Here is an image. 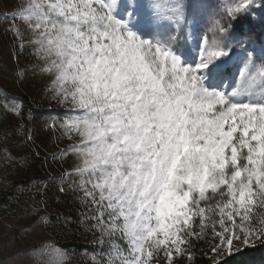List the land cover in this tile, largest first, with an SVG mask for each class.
<instances>
[{
  "label": "snow or ice",
  "instance_id": "6c2138e0",
  "mask_svg": "<svg viewBox=\"0 0 264 264\" xmlns=\"http://www.w3.org/2000/svg\"><path fill=\"white\" fill-rule=\"evenodd\" d=\"M206 11L189 18L184 0H26L4 13L68 106L62 127L77 139L53 158L72 155L66 175L86 208L82 223L93 221L107 244L93 264H191L200 240L214 255L264 240V43L257 51L232 23L264 12V0H231L192 63L182 45ZM229 61L237 78L225 86ZM13 227L0 234L5 251L24 235ZM30 252L50 264L68 258L51 243Z\"/></svg>",
  "mask_w": 264,
  "mask_h": 264
},
{
  "label": "rangeland",
  "instance_id": "374dc122",
  "mask_svg": "<svg viewBox=\"0 0 264 264\" xmlns=\"http://www.w3.org/2000/svg\"><path fill=\"white\" fill-rule=\"evenodd\" d=\"M24 3L26 0H0V98L5 94H10L14 98H27L33 107L45 111L46 114H40L26 134L19 114L10 111L12 103L0 100V194L10 191L15 180L32 175L37 162L43 163L48 184L40 189L33 200L27 198L28 200L24 202L16 203L17 207L14 209L7 208L0 214V234L3 233L6 223L14 225L13 231L19 229L24 232L22 239L8 246L7 251L0 244V264H50L48 256L33 255L30 252L31 249L44 243H51L64 250H66L65 246L70 248L77 243L97 246L98 248L88 251L79 250L77 247H71V252L66 250L68 258L65 264H93L92 254L107 251V244L101 246L98 243L99 233L89 230L93 221L85 220L81 228H76L64 214L63 204L53 195L51 200L45 198L50 190L54 195L57 192H65L64 184L68 180L66 173L71 168L73 157L71 154L53 157L60 150L76 142L77 138L69 140L62 127L69 115L68 106L62 105L53 98V94L46 87L49 78L40 74L38 66L40 61L32 54L31 46L20 47L21 41L10 30L13 21L4 17V13L17 9ZM199 7L194 5L191 10L186 9L189 18ZM223 22L226 23L227 19ZM232 23L235 25L238 22ZM15 25L27 37L28 32L21 21L16 20ZM207 31L205 15H203L199 18L196 36L188 37L182 45L189 54L190 62L194 63L199 59L198 44L202 42L203 34ZM256 41L259 51L262 43L257 38ZM225 67L227 69L225 86L234 85L237 66L229 61ZM29 136L31 139H28ZM61 188L64 191H61ZM84 209L82 213L86 211L85 207ZM39 216L47 217L46 226L38 221ZM27 225H33L30 232L24 231ZM206 241L207 247L200 251L195 252L194 247L192 248L191 264H215L217 260L222 264L227 258L240 253L243 249L254 248L264 242V240H256L254 246L250 247H244L237 242L231 255L226 252L214 255L211 251V242ZM237 248L240 250L237 251ZM9 255L14 258L9 260ZM97 259L104 264V257L97 256ZM161 264H165L163 259ZM173 264H189V260L187 256L175 257Z\"/></svg>",
  "mask_w": 264,
  "mask_h": 264
},
{
  "label": "trees",
  "instance_id": "16d2710c",
  "mask_svg": "<svg viewBox=\"0 0 264 264\" xmlns=\"http://www.w3.org/2000/svg\"><path fill=\"white\" fill-rule=\"evenodd\" d=\"M184 0L186 9L191 10L194 5L206 6L207 11L205 14V25L209 29L214 19L223 15V8L231 2V0ZM226 19V18H225ZM224 19V20H225ZM235 21L238 23L234 25V31L237 35L243 33H252L259 42L264 43V12L256 11L253 16H239ZM1 101L12 103V105L19 103L21 105V112L19 114L20 120L24 123V132L27 134L32 124L36 121L39 115H45L46 112L38 110L32 106L27 98H14L12 95H3L0 98ZM1 152V150H0ZM35 172L26 177L15 180L11 185V190L0 194V214L7 208L14 209L17 207L16 203L24 202L30 198L33 200L35 195L40 192L42 187L47 186L48 178L45 174L43 163L37 162L34 165ZM65 192H57L54 195L50 190L49 195L45 198L52 199V195L61 204H63L64 214L68 220L74 225V227L81 228L82 216L81 213L85 210L80 200L77 198V193L73 191L74 185L71 184V178L64 184ZM56 216H54L55 218ZM71 247H77L79 250H94L97 246H87L82 244H76L66 248L68 252H71ZM207 247L206 240H200L194 243L193 251H200L202 248ZM222 264H264V242L254 248H245L240 253L227 258Z\"/></svg>",
  "mask_w": 264,
  "mask_h": 264
}]
</instances>
